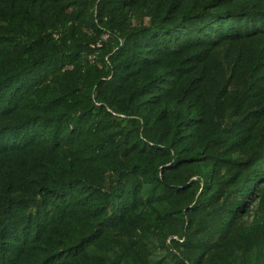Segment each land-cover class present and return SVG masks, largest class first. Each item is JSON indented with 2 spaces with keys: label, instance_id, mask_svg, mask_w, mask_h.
Returning a JSON list of instances; mask_svg holds the SVG:
<instances>
[{
  "label": "trees",
  "instance_id": "obj_1",
  "mask_svg": "<svg viewBox=\"0 0 264 264\" xmlns=\"http://www.w3.org/2000/svg\"><path fill=\"white\" fill-rule=\"evenodd\" d=\"M0 264H264V0H0Z\"/></svg>",
  "mask_w": 264,
  "mask_h": 264
},
{
  "label": "built area",
  "instance_id": "obj_2",
  "mask_svg": "<svg viewBox=\"0 0 264 264\" xmlns=\"http://www.w3.org/2000/svg\"><path fill=\"white\" fill-rule=\"evenodd\" d=\"M108 36H109L108 34L104 35V39H107V38H108ZM97 45H99V46H100V45H101V42H98V43H97Z\"/></svg>",
  "mask_w": 264,
  "mask_h": 264
}]
</instances>
